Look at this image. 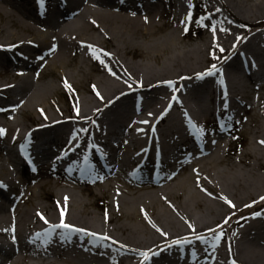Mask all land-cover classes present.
I'll use <instances>...</instances> for the list:
<instances>
[{"label": "bare ground", "instance_id": "bare-ground-1", "mask_svg": "<svg viewBox=\"0 0 264 264\" xmlns=\"http://www.w3.org/2000/svg\"><path fill=\"white\" fill-rule=\"evenodd\" d=\"M205 3L207 30L184 47L189 0L164 32L158 0H0V264H264V107L230 170L228 129L204 127L253 111L264 2ZM72 87L66 108L50 98Z\"/></svg>", "mask_w": 264, "mask_h": 264}, {"label": "rangeland", "instance_id": "rangeland-1", "mask_svg": "<svg viewBox=\"0 0 264 264\" xmlns=\"http://www.w3.org/2000/svg\"><path fill=\"white\" fill-rule=\"evenodd\" d=\"M159 5L161 6V8L165 11V15L162 18V21L165 22L166 27L164 29H162L164 31L170 30L171 29V24L170 22H172V18H173V13L175 11V0H158ZM191 2V4L193 5V19L184 26V30H187V35H185V37L183 38V42H182V46L186 47L189 46L195 42H197L199 40V38L206 32L207 27H206V21L207 18H209L210 13L206 12L205 10V0H200L202 2L201 7H195L194 4L196 3L197 0H189ZM244 2H249L251 4H255V3H260V2H264V0H241ZM234 6V5H233ZM235 7V6H234ZM233 7V8H234ZM234 10L237 11V8L235 7ZM238 12V11H237ZM225 17L226 19H228V21H231V17L228 13H225ZM234 23V21H231ZM256 27V26H255ZM254 28V27H253ZM14 30H16V28H13ZM252 29V28H251ZM249 29V31L251 30ZM255 30V29H252ZM12 31L9 30L8 33H10ZM161 32H159L158 34H160ZM7 37H9L7 35ZM129 59H132L131 56H127ZM135 60V59H134ZM139 60V59H137ZM97 75V73H95ZM57 75L53 76L51 79L56 82V85L58 84V86H60L61 82H59V80H57ZM51 79H42V81L44 80H51ZM10 81L13 80L9 79ZM79 81H82V79H77ZM261 81H264V79H262ZM85 82V79L82 81ZM85 86V85H84ZM256 86V88H255ZM260 84L259 83H254V84H250L248 85L247 89H248V93H247V97H246V101L248 104H250L253 108L252 112H249L246 110V107L243 105H239L238 107V114L233 117H223V119L221 120H217L215 117H212V122L206 123L207 125L204 126L207 129H210L211 124H213L214 126L218 125V127H221L222 129L226 128L228 129L226 130H222L223 135H225L226 139L231 140L229 146H227L226 148V153H225V159L226 162L224 164V166H222L223 169L225 170H230L231 168V163L233 160H235V155L237 154V152L241 151L244 147L247 146V144L249 143L250 140V131H252V129L255 127V114H257L261 108L264 107L263 105V101H264V87L260 88ZM264 86V85H263ZM254 88V89H253ZM77 96V91L74 87L70 88V89H65V88H60V93L59 94H53L52 96H50V98H56L59 100V104L66 108V106H68V103H71V100L73 98H75ZM47 105L51 106L49 107L51 110H53V106L50 104V102H47ZM8 112V111H7ZM260 113V112H259ZM230 116V115H229ZM18 119L20 121H24L26 124L29 125V120L28 117L26 116V114H19L18 115ZM238 120L239 124L236 123L235 125L233 124L232 120ZM242 121V122H241ZM225 126V127H224ZM247 129L248 131H244V129ZM123 134V133H122ZM122 134L120 136H122ZM242 166V165H240ZM57 177H54V179H56ZM74 186L73 189L77 190L78 192L81 191V189L83 190V194H81L82 196H84L89 202L96 204L95 205H91L92 209H100L102 210V207L99 205V201L103 200V198H101L98 195H94V191L93 193H91L89 191V189H84L86 186V183H82L79 184L77 187L76 185L72 184ZM195 188V187H194ZM41 190V189H40ZM38 190V191H40ZM195 190L199 191V189ZM51 203V202H50ZM243 216L240 214L236 215V217L231 218L228 222L225 223L224 225V232L223 235L224 237H226L228 240L230 238V236L234 235L235 232L237 233L238 231V227L243 223ZM226 239V240H227ZM41 258V257H40ZM54 258V257H51ZM32 260L34 261V259L32 258Z\"/></svg>", "mask_w": 264, "mask_h": 264}, {"label": "snow or ice", "instance_id": "snow-or-ice-1", "mask_svg": "<svg viewBox=\"0 0 264 264\" xmlns=\"http://www.w3.org/2000/svg\"><path fill=\"white\" fill-rule=\"evenodd\" d=\"M213 67H215V66H213ZM4 134V130H2V129H0V135H3ZM262 199H264V198H262ZM229 203H231V202H229ZM233 207H234V205H232ZM62 216H63V213H62ZM42 219H44L43 217H41ZM45 222L47 223V221L45 220ZM227 222V221H226ZM59 227H61V228H70V227H72V226H70V225H68V224H66V223H63V220L61 221V224L59 225ZM38 235V238L40 237V236H43V237H47L49 234L48 233H41V234H37Z\"/></svg>", "mask_w": 264, "mask_h": 264}]
</instances>
